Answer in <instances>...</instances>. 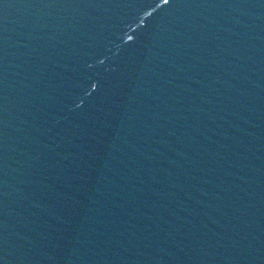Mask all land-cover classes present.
<instances>
[{
  "label": "water",
  "instance_id": "95a60500",
  "mask_svg": "<svg viewBox=\"0 0 264 264\" xmlns=\"http://www.w3.org/2000/svg\"><path fill=\"white\" fill-rule=\"evenodd\" d=\"M0 264H264V0H0Z\"/></svg>",
  "mask_w": 264,
  "mask_h": 264
}]
</instances>
